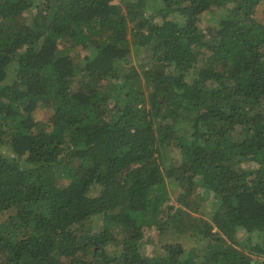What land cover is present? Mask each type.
I'll return each instance as SVG.
<instances>
[{
  "label": "trees",
  "instance_id": "trees-1",
  "mask_svg": "<svg viewBox=\"0 0 264 264\" xmlns=\"http://www.w3.org/2000/svg\"><path fill=\"white\" fill-rule=\"evenodd\" d=\"M115 1L0 0V264H264V0Z\"/></svg>",
  "mask_w": 264,
  "mask_h": 264
},
{
  "label": "rangeland",
  "instance_id": "rangeland-1",
  "mask_svg": "<svg viewBox=\"0 0 264 264\" xmlns=\"http://www.w3.org/2000/svg\"><path fill=\"white\" fill-rule=\"evenodd\" d=\"M119 0H116L115 2H118ZM123 6L125 7V5H127V2L124 1V3H122ZM262 8L260 7L258 9V12H257V18L260 20L261 18V15H262ZM23 14V13H22ZM20 15V17H24V20L30 24H32L33 22V16H34V13L33 12H30V13H24L23 15ZM224 14V12H221V11H218V10H213L212 12H208V13H205L202 15V27L204 29H206V27L208 25H212L214 24L215 20L218 19L219 17H221L222 15ZM73 53H80L81 56H84L85 55V50H83L81 47H77L76 50L73 51ZM149 57V51H144L141 53L140 50L136 49L134 47L133 51H132V61L136 64V66H141L143 64H148L150 65V58ZM52 114V110L50 109H40L38 110L37 112V118L39 119H42L44 121H47L50 116ZM186 126H183L182 130H186ZM170 189L172 190V187L169 185ZM175 197V196H174ZM215 204V202H214ZM6 218V215L3 214L0 216V219L1 220H4ZM153 231L150 230L148 232V238L152 239V241H150L149 243H145L143 242V244H140L139 247H140V250L141 252H143L145 255L147 256H153V255H156V253L159 251L160 249V244L158 245V241H167V242H182L185 246L189 247L191 246V244L193 243V239L194 238H189V237H178L177 235L176 236H173L171 234H167V235H164V236H158V232H156V236H153ZM151 235V237H150Z\"/></svg>",
  "mask_w": 264,
  "mask_h": 264
}]
</instances>
